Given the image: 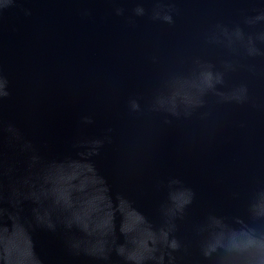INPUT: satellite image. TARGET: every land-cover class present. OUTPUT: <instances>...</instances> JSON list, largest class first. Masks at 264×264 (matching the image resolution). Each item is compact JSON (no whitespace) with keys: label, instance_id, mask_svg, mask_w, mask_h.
Wrapping results in <instances>:
<instances>
[{"label":"water","instance_id":"95a60500","mask_svg":"<svg viewBox=\"0 0 264 264\" xmlns=\"http://www.w3.org/2000/svg\"><path fill=\"white\" fill-rule=\"evenodd\" d=\"M0 264H264V0H0Z\"/></svg>","mask_w":264,"mask_h":264}]
</instances>
